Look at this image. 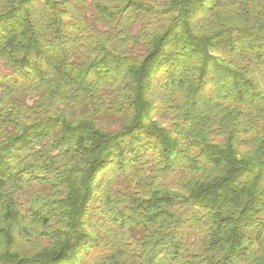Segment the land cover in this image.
<instances>
[{"label":"trees","instance_id":"obj_1","mask_svg":"<svg viewBox=\"0 0 264 264\" xmlns=\"http://www.w3.org/2000/svg\"><path fill=\"white\" fill-rule=\"evenodd\" d=\"M0 264H264V0H0Z\"/></svg>","mask_w":264,"mask_h":264},{"label":"rangeland","instance_id":"obj_2","mask_svg":"<svg viewBox=\"0 0 264 264\" xmlns=\"http://www.w3.org/2000/svg\"><path fill=\"white\" fill-rule=\"evenodd\" d=\"M102 253H103V252H102ZM102 253H101V254H102Z\"/></svg>","mask_w":264,"mask_h":264}]
</instances>
